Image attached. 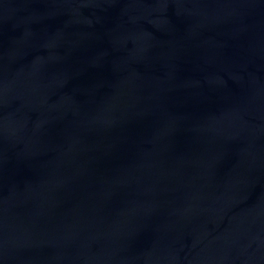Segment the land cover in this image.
Wrapping results in <instances>:
<instances>
[{
  "label": "water",
  "instance_id": "obj_1",
  "mask_svg": "<svg viewBox=\"0 0 264 264\" xmlns=\"http://www.w3.org/2000/svg\"><path fill=\"white\" fill-rule=\"evenodd\" d=\"M0 264H264V0H0Z\"/></svg>",
  "mask_w": 264,
  "mask_h": 264
}]
</instances>
